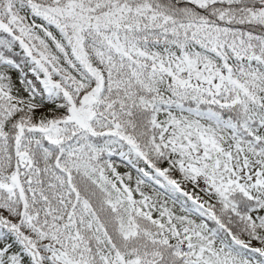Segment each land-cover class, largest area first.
<instances>
[{"label": "snow or ice", "instance_id": "obj_1", "mask_svg": "<svg viewBox=\"0 0 264 264\" xmlns=\"http://www.w3.org/2000/svg\"><path fill=\"white\" fill-rule=\"evenodd\" d=\"M0 264H264V0H0Z\"/></svg>", "mask_w": 264, "mask_h": 264}]
</instances>
